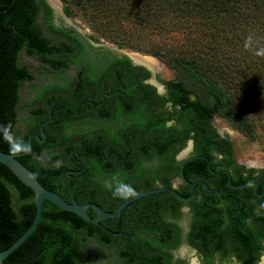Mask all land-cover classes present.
<instances>
[{
	"label": "flooded vegetation",
	"instance_id": "af4514ba",
	"mask_svg": "<svg viewBox=\"0 0 264 264\" xmlns=\"http://www.w3.org/2000/svg\"><path fill=\"white\" fill-rule=\"evenodd\" d=\"M44 1L47 7L40 5L35 23L52 46L62 44L72 51L66 56L59 52L48 55L50 59L66 64L57 69L24 50L18 54V59L24 54L36 60V77L41 80L35 85L43 86L35 89L31 98L35 110L45 107L51 93L42 90L48 85L67 86L69 94H66L70 95L75 87L73 80L80 72L81 77L87 73L97 77L106 68L110 70L115 64L119 67L120 60H127L76 31L72 23L68 24L65 10L60 7L57 14L47 0ZM131 66L134 70L129 75L133 78L139 73L145 75L143 84L153 89L151 92L147 88V100L143 99L146 94L140 91L127 96L105 77L96 85L86 84L85 93H96L91 100L83 98L91 108L85 106L71 114L56 111L57 121L51 116L49 123L43 126L46 138L40 143L46 145L44 148H51L49 152L44 149L39 156L35 154L33 161L51 170L66 167L65 175L55 176L58 191L70 202L99 206L88 198L95 192L104 198L103 207H99L105 212H111V200L105 197L103 182L114 175L131 184L137 193L172 188L182 197L189 196L185 172L195 182L199 189L189 206L161 195L130 207L123 223H102L116 240L111 245H99L111 254L108 258L115 263L119 259L112 248L123 251L121 244L124 246L128 241L131 250L138 253L140 259L144 257L143 264H211L210 261L217 264L227 258L234 264H250L256 254L257 259L251 264H257L264 254V210L257 214L259 204L264 203V170L255 173L238 165L233 158L230 139L216 131L211 122L216 134L230 144V157L227 156L234 164H227L229 160L218 150V145L201 143L189 114H185L180 105L173 104L167 85L163 82L162 91H159L149 83L152 73L148 69ZM157 67L158 62L153 70L158 71ZM156 73L154 78L157 80ZM127 103H130L129 108H126ZM117 107L122 110L118 118ZM101 113H106V117ZM47 120L36 118V115L29 118L28 128L20 137L28 132L31 136L41 137L40 128ZM63 125H66L68 138L63 136ZM69 142L73 145L71 152L65 151ZM203 146L209 148L212 158L198 154ZM196 160L205 163L198 164ZM57 161H62V165L56 166ZM182 218L184 222L181 223ZM89 240L94 241L87 238L86 242Z\"/></svg>",
	"mask_w": 264,
	"mask_h": 264
},
{
	"label": "trees",
	"instance_id": "16d2710c",
	"mask_svg": "<svg viewBox=\"0 0 264 264\" xmlns=\"http://www.w3.org/2000/svg\"><path fill=\"white\" fill-rule=\"evenodd\" d=\"M141 1L132 4L127 10L129 11L128 14L137 18L138 21L135 22L140 24V28L147 24L156 28L157 26L150 19L156 20L158 25L164 15H170L166 9L177 16H188L189 14L193 15V13H189L193 6L203 8L210 4L211 0ZM212 1L213 5L216 6V16L201 14L199 16L202 17L201 23H205L206 26L199 28L197 24L193 29H190L199 32L198 37L206 36V34H211L212 37L216 34L218 36L222 34V39L214 40L213 37L204 42L198 39V54L196 55H192L195 51L192 46L186 49L187 52H184L183 49L176 52L175 49L171 48L163 53L156 49L152 54L178 73V80H171L164 82V84L169 88L173 104L180 105L185 114H189L198 134V139L203 145L209 143L218 145V150L225 154L229 160L227 154L230 157V144L222 140L211 127L213 116L224 119L233 129L248 137L254 136L256 126L264 129V56L255 54L257 49L264 47V0ZM143 2L145 6H142ZM95 4H97L96 1ZM40 5L47 7L44 0H20V2L18 0H0V124L10 122L13 125V131L20 137L22 132L17 127L18 114L23 112L26 107L29 118L36 115V118L38 116L47 120L49 106L56 103L52 106L51 111L54 121H57L56 111L58 110H64L71 114L85 106L91 108V106H87V101H84L83 98L88 97V100H91L96 96V93L93 91L85 93L84 87L86 84H98L102 77H105V80L110 79L111 84H116L117 88H120L121 92L127 96L131 92L140 91L146 94L143 99L147 100V88L151 89V92L153 89L143 84L142 78L144 79L146 76L139 73L136 78L131 77L129 74L134 68L127 60L122 59L119 67L118 64H115V67H110V70L106 68L97 77L91 73L81 77L80 72L77 78L73 80L75 87L70 95H68L67 86L53 83L48 85L42 90L45 93H51L45 107L33 109L31 99L20 106V86L34 78V74L29 69L20 65L18 59L20 51L24 50L28 54L37 55L42 63H47L55 69L65 67L66 64L57 60L54 61L48 55L59 52L66 56L72 51V48L66 45L52 46L51 41L43 36L39 26L35 23ZM92 11L96 15L99 9L92 6ZM102 15L109 16L105 11L102 12ZM49 23L54 29L51 22ZM65 34L70 36L68 33ZM136 35L139 36V33ZM249 35L253 37V41L249 48H245V41ZM70 37L74 39L73 36ZM137 70L140 71L141 69L137 68ZM76 81L77 83H75ZM71 82L72 80L69 81L68 85ZM42 86L33 85L31 89L35 90ZM65 94L66 97H64ZM155 99L158 98L155 97ZM129 107L130 103H127L126 108ZM115 109L116 118H118L122 115V110L119 107ZM101 116L105 118L106 113H101ZM73 119V121L76 120ZM77 122L80 123L81 121ZM65 131L66 125H63V136L68 138ZM30 136V132L25 133L22 139L27 143ZM48 142L50 143L49 138ZM67 143L68 141L65 145ZM31 144L34 151L19 162L34 174L46 190L61 196L55 176L65 175L67 168L51 170L38 165V163L35 164L34 155L39 156L44 149L49 152L51 146L44 148L46 145L44 146L36 140H32ZM221 144L226 146H221ZM72 146L69 142L65 151L71 152ZM0 150L10 153L9 145L2 137H0ZM198 154L212 158L209 148L205 146H203L202 151L198 150ZM195 163L204 164L205 162L196 160ZM227 164H234V162L229 160ZM238 169L243 170L242 167ZM123 181L125 182V180ZM105 192V197L111 200V212L125 200L114 198L112 192L107 188ZM62 196L64 197V195ZM64 198L70 202L67 197ZM88 198L103 207L101 202L104 198L97 193L93 192ZM129 209H126L124 219L128 218ZM128 224L131 225V221ZM110 231L116 232L117 230L110 229ZM87 238H92L96 243L105 245H111L116 240L110 234L107 236L89 229L79 217L45 201V217L37 236L8 259L6 263L91 264L94 261L93 256L84 251ZM128 245V241L124 246L121 244L120 249L123 251L118 249L116 251L115 248H112L119 259L116 264H143L144 257L140 259L139 254L131 250ZM257 256L256 254L253 260L251 259L250 264L255 262ZM209 263L212 264V261Z\"/></svg>",
	"mask_w": 264,
	"mask_h": 264
},
{
	"label": "rangeland",
	"instance_id": "374dc122",
	"mask_svg": "<svg viewBox=\"0 0 264 264\" xmlns=\"http://www.w3.org/2000/svg\"><path fill=\"white\" fill-rule=\"evenodd\" d=\"M53 1H57L61 9L66 11L72 25L84 31L83 34L88 36L91 41L96 44L101 43L120 50H125L128 53H137L154 58L159 64L156 76L159 77L157 81L161 85L163 82L171 80L176 81L179 77L175 69L168 67L158 59V57L152 54L154 50L157 49L163 53L165 50L173 48L176 52H179L181 49L187 52L186 49L192 46L195 48L192 55H196L198 54V39L202 42L212 39L213 37L214 40L222 39V34L219 36L216 34L213 37L211 34H206V36L198 37L199 32L190 29H193L197 24L199 28H204L206 26L205 23H201L202 17H199L201 14H208L212 17L216 16V6L213 5L212 0L210 4L203 8H196L193 6L189 12L193 13V15L189 14L188 16H177L175 13L169 12L168 9H166V12L170 15H164L158 25L156 24V20L150 19L151 22L157 26L156 28L149 26V24L140 28V24L135 22L138 21L136 20L137 18L131 17L130 14H128L129 11L127 10L132 4L138 3L139 1L142 2L141 0ZM95 1L97 4H95ZM144 2L142 6H145ZM90 5L93 7L96 6L97 9H99L98 12L95 11L97 12L96 15L92 11V6L89 7ZM163 6L162 4V7ZM103 11L108 13L109 16H103ZM134 24L136 30L134 29ZM189 30H191V32H189ZM136 33H139V36H137ZM120 42L122 43L121 45L119 44ZM19 63L34 74L32 81L22 83L20 86L19 105L22 106L28 99L32 98L34 90H32L31 87L35 85L37 81L39 82L41 78L36 77V60H32V58H28L24 54H21ZM29 117L27 107L23 112L18 114L17 127L21 132H24L28 128ZM212 124L216 131L222 136L230 139L233 158L238 165L253 170L255 173L264 170V129L256 126L254 136L248 137L238 130L233 129L224 119L218 116L212 117ZM42 162L45 164V157L42 158ZM249 164L253 165V167H250ZM180 220L181 223L184 222V218ZM84 251L93 256L94 261L91 264H116L111 258H108L111 254L105 250L103 251L100 245L95 241L89 240L86 242ZM189 258L192 260L193 257L189 256ZM217 264L234 263L230 258H227L218 261Z\"/></svg>",
	"mask_w": 264,
	"mask_h": 264
},
{
	"label": "water",
	"instance_id": "95a60500",
	"mask_svg": "<svg viewBox=\"0 0 264 264\" xmlns=\"http://www.w3.org/2000/svg\"><path fill=\"white\" fill-rule=\"evenodd\" d=\"M18 1L20 2V0ZM47 3L57 14L59 13L60 9L56 5L50 0H47ZM68 24H71L70 20H68ZM73 27L78 32H84L76 26ZM104 46L129 60L133 66L148 69L152 73L149 83L162 91V85L154 78L156 71L138 62L132 57V53L105 44ZM52 106L48 113L49 120L45 121L40 128L41 137L32 135L27 140V143L31 145V152L34 151L31 144L33 139L42 143L46 138L43 126L51 120ZM27 155H12L0 150V264H7L8 259L37 236L45 217V201L79 217L89 229L108 236V231L102 226V223H123L126 209L161 195L189 206L199 189L185 172L188 197L180 196L172 188H155L123 200L113 212H105L92 203L78 204L75 201L69 203L57 193L46 190L34 174L19 162ZM218 194L220 195V193ZM89 208L93 211L88 210Z\"/></svg>",
	"mask_w": 264,
	"mask_h": 264
},
{
	"label": "clouds",
	"instance_id": "9594fccd",
	"mask_svg": "<svg viewBox=\"0 0 264 264\" xmlns=\"http://www.w3.org/2000/svg\"><path fill=\"white\" fill-rule=\"evenodd\" d=\"M253 37L249 35L245 41V48H249L252 44ZM258 56H264V47L255 51ZM0 137L3 138L9 145V151L12 155L17 154H31V145L26 143L22 137H18L13 131V125L9 122L7 124H0ZM62 161H57L56 166H61ZM104 187L112 192L114 198L129 199L135 197L137 192L135 188L119 179L114 175L110 180H105ZM260 210H264V203L259 204L257 208V214H260ZM257 264H264V254L259 257Z\"/></svg>",
	"mask_w": 264,
	"mask_h": 264
},
{
	"label": "bare ground",
	"instance_id": "6f19581e",
	"mask_svg": "<svg viewBox=\"0 0 264 264\" xmlns=\"http://www.w3.org/2000/svg\"><path fill=\"white\" fill-rule=\"evenodd\" d=\"M54 5H56L59 9H60V6L58 4L57 1H53V0H50ZM131 53V52H130ZM132 57L134 59H136L138 62L146 65L148 68L150 69H154L157 65V61L152 58V57H148V56H144V55H140V54H137V53H132ZM158 68V67H157ZM156 68V69H157Z\"/></svg>",
	"mask_w": 264,
	"mask_h": 264
}]
</instances>
